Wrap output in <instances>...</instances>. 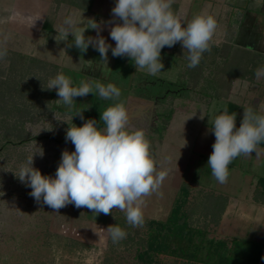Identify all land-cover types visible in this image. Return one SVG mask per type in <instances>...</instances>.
<instances>
[{"label":"crops","instance_id":"obj_1","mask_svg":"<svg viewBox=\"0 0 264 264\" xmlns=\"http://www.w3.org/2000/svg\"><path fill=\"white\" fill-rule=\"evenodd\" d=\"M114 3L115 0H0V44L53 62L58 65V73L73 81V77L79 80L83 75L85 82L91 76L93 85L97 79L114 83L109 71L121 63L122 70L127 69L132 75L127 85L116 84L126 91L120 100L126 104L131 124L147 129L150 154L157 171L168 173L156 192L142 197L144 217L166 220L176 202H195L197 213L194 216L199 219L196 225L205 233L204 238L216 241L221 252L234 251L241 264H264V142L258 145L259 156L253 152L251 156H239L232 161L224 184L216 181L207 165L215 141L210 128L217 114L224 109L236 113L237 127L243 109L251 106L264 115V77L234 78L227 97L217 96V84L203 79L189 92L185 84L170 89L166 85L181 80L188 68L187 52L183 54L179 42L161 50L164 68L153 76L136 69L133 61L128 62V57H113L111 50L107 63L111 65L107 70L93 47L89 46L88 53H82L74 45L69 47L71 34L68 42L55 40V28L66 16L80 19L82 13L85 19L82 27L87 26L89 18L109 21ZM172 10L181 19L214 16L217 29L210 41L214 58L222 60L220 51L224 45H229L257 55L264 65V4L261 0H174ZM108 27L110 25L104 27L101 35L115 46ZM85 35L95 36L96 31L86 29ZM95 96L102 111L113 103ZM67 148L74 151V144ZM199 204L202 206L198 209ZM83 209L85 217L106 225L114 215L124 213L113 209L112 214L96 215L86 207Z\"/></svg>","mask_w":264,"mask_h":264},{"label":"clouds","instance_id":"obj_2","mask_svg":"<svg viewBox=\"0 0 264 264\" xmlns=\"http://www.w3.org/2000/svg\"><path fill=\"white\" fill-rule=\"evenodd\" d=\"M174 0H115L111 8L112 18L98 22L84 18L66 16L60 26L55 28V40L69 41L82 53L89 46L100 54L105 65L108 52L113 57H128L136 69L145 70L155 76L164 68L161 50L180 43L183 54L186 50L187 66L194 68L202 56L210 50L217 20L212 15H195L191 19H181L172 10ZM264 4V0H261ZM108 27L109 36L115 41L112 46L101 32ZM93 29L95 36H86L85 30ZM7 56V49L0 46V60ZM255 77H264V67L258 68ZM97 82L93 86L81 81L76 85L73 79L58 73L47 81L43 89H55L61 104L69 110L75 108V98L89 93L103 100L113 101L100 113L102 126L94 118L84 120L83 110L75 109L71 116L79 115L84 120L82 126L72 123L66 130L65 140L74 144V151L63 150L61 159L53 175H42L33 166L34 155L43 157L42 148L23 162L15 177L25 187L31 189L29 195L37 203L43 202L51 209L59 210L68 204L86 207L99 215L112 214L113 209L125 213L127 224L133 227L144 224L145 197L156 192L167 177V171H157L150 154L147 129L131 124L126 104L120 100L121 89L114 83ZM236 113L224 109L212 120L211 132L215 136L207 165L211 175L220 184L227 182L229 165L239 156L260 155L258 145L264 142V115L253 107L243 109L239 127ZM190 118V117H189ZM203 118V116H201ZM113 244L127 236L120 226L106 228ZM264 259V257H262Z\"/></svg>","mask_w":264,"mask_h":264},{"label":"rangeland","instance_id":"obj_3","mask_svg":"<svg viewBox=\"0 0 264 264\" xmlns=\"http://www.w3.org/2000/svg\"><path fill=\"white\" fill-rule=\"evenodd\" d=\"M0 46L8 49V45ZM7 57L9 58L8 53L4 60H0V65H6ZM127 59L129 63L132 61L130 58ZM207 60V66L211 67L222 61L216 57L211 61ZM26 62L21 60L20 65ZM46 62L45 66L34 62L29 65L28 70L23 71L24 74H17L19 87H24L23 92L19 89L14 91L9 82L0 83V89L4 91L3 95L0 94V264H102L108 253L106 228L110 225L111 219L107 225L105 222L96 224L94 218L85 217L83 207L77 208L73 204H68L54 210L44 205L42 201L37 203L29 195L31 189L25 187L14 175L27 158L42 148L44 155L43 157L34 155L33 166L38 168L42 175L54 176L62 151L68 150L67 146L72 144L71 141L65 140L67 128L72 126V123L82 126L84 120L89 118L96 119L100 124L102 107L99 99L93 100V103L98 105H91L92 93L76 97L73 110L66 109L57 101L59 97L55 89L54 97L47 101L48 96H43L41 89L47 85L50 78L58 74V65ZM110 65H107V70ZM120 65L109 71L111 81L115 85L122 83L127 85L128 77L132 74L126 72L127 69L123 71ZM183 77L172 85L183 86L185 84ZM73 78L76 85L84 80L83 75L79 80ZM92 80V77L88 76L85 82L93 85ZM125 92L122 88V98ZM8 100H16L18 104L23 102L27 105L23 112H20L21 117H17L22 120L23 127L28 131L26 141H16L11 136L14 131L12 126L18 122L8 114V108L12 106V101L8 103ZM84 104H87L84 107L89 106L83 110L84 120H81L79 115H74L71 121L73 111L81 109ZM107 104L105 101V106ZM4 133H8L10 141L6 147L1 146L6 143ZM18 134L20 133H16ZM22 134L26 136L25 133ZM201 206L199 204L197 208ZM194 213L195 211L190 212L192 217L189 213L187 215L194 220ZM169 243L172 248L177 244L173 239ZM181 246L188 250L184 256L158 254L152 264H219L218 255H235L234 251L230 253L216 250L215 243L210 247L207 236L202 240L199 236L195 237L191 246L184 240ZM194 246L198 248V252L194 251ZM193 253L197 254L196 257H189Z\"/></svg>","mask_w":264,"mask_h":264},{"label":"trees","instance_id":"obj_4","mask_svg":"<svg viewBox=\"0 0 264 264\" xmlns=\"http://www.w3.org/2000/svg\"><path fill=\"white\" fill-rule=\"evenodd\" d=\"M212 50L213 49L206 51L203 54L201 62L198 66L194 68L188 67L183 73L182 77L184 76L183 78L185 81V88L189 89L188 92L191 88H194L200 80L203 79L205 82L215 83V85L217 84V96L227 97L234 78H252L255 75V71L258 68L264 66L262 65L260 57L257 55L250 54L245 49L231 47L229 45H224L220 51V57L222 58L220 64L216 63L213 67L207 66V59L211 61L214 58V52H212ZM7 53L9 58H6V65H0V83L5 84L9 82L11 88L14 91L19 89L21 92H23L24 87H19L20 81H18L17 74H24V72L29 69V65H32L34 62H38L42 66H45L47 62L36 58L35 56L22 54L14 50L7 49ZM21 60L27 62L20 65ZM206 71L208 72L206 73ZM166 87L170 89L176 88L172 84H167ZM41 91H43V96H48L47 101H51V99L54 97L53 90L49 91L42 88ZM0 94H4V91L1 89ZM21 97L23 98V95H21ZM95 99H97V97L92 93V102L90 100L92 106L98 105L93 103V100ZM11 101L12 100H8V103ZM11 105L12 106L8 108V114L15 118V122H18L15 123V126H12L13 129H11L14 131L13 135L11 136L16 141H26L29 136L28 131L23 127L22 120L17 117H21L20 112H23L27 105L23 102L18 104L16 100H13ZM86 105L87 104H84L81 109ZM15 132L20 134L16 135ZM22 133H25L26 136H23ZM3 138L6 143L1 144V146L6 147L8 142H10L8 141V133H4ZM191 211H195L194 215L197 213L195 202L187 203L185 200H180L175 203L172 212L166 220L144 217L145 222L143 226L139 227H133L127 224L125 213H117L111 218L110 225L113 224L115 226H120L126 231L127 236L124 240H121L116 244H113L108 237V253L104 257L102 264H152L154 262L155 256L158 254L174 256L181 254L184 256L188 250L181 246L182 241L186 240L187 244L191 246L195 237L199 236L201 240L205 237V233H203L202 229L197 228L198 225H196V223L199 221V219L195 216L194 220L193 218H189ZM188 213L189 216L187 215ZM171 239L177 242L176 246L173 248L169 243ZM209 243L210 247L213 243H215L216 250H219L221 247L217 245L216 242H213L212 239H209ZM193 249L194 251L198 252V248L196 246H194ZM196 255V253H193L189 255V257L191 256L195 258ZM218 258L219 264H241L238 262V256L236 254L231 256H223L220 254L218 255Z\"/></svg>","mask_w":264,"mask_h":264}]
</instances>
